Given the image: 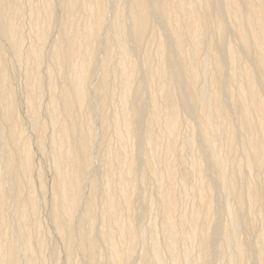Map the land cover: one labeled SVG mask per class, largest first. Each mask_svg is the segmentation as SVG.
Instances as JSON below:
<instances>
[{
  "label": "bare ground",
  "instance_id": "1",
  "mask_svg": "<svg viewBox=\"0 0 264 264\" xmlns=\"http://www.w3.org/2000/svg\"><path fill=\"white\" fill-rule=\"evenodd\" d=\"M0 264H264V0H0Z\"/></svg>",
  "mask_w": 264,
  "mask_h": 264
},
{
  "label": "rangeland",
  "instance_id": "2",
  "mask_svg": "<svg viewBox=\"0 0 264 264\" xmlns=\"http://www.w3.org/2000/svg\"><path fill=\"white\" fill-rule=\"evenodd\" d=\"M141 253L139 252V254H138V252H137V256L139 257V255H140Z\"/></svg>",
  "mask_w": 264,
  "mask_h": 264
}]
</instances>
